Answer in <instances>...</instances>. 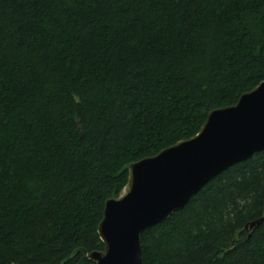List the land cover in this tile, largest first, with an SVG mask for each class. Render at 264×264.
Masks as SVG:
<instances>
[{
	"label": "trees",
	"instance_id": "trees-1",
	"mask_svg": "<svg viewBox=\"0 0 264 264\" xmlns=\"http://www.w3.org/2000/svg\"><path fill=\"white\" fill-rule=\"evenodd\" d=\"M264 80V0H0V264H94L132 162ZM142 232L143 264H264V150Z\"/></svg>",
	"mask_w": 264,
	"mask_h": 264
},
{
	"label": "water",
	"instance_id": "water-1",
	"mask_svg": "<svg viewBox=\"0 0 264 264\" xmlns=\"http://www.w3.org/2000/svg\"><path fill=\"white\" fill-rule=\"evenodd\" d=\"M228 107L209 111L188 139L132 162L127 182L103 204L97 227L102 250L94 264H143L140 236L181 210L212 178L264 150V80ZM264 216L245 224L255 228Z\"/></svg>",
	"mask_w": 264,
	"mask_h": 264
},
{
	"label": "bare ground",
	"instance_id": "bare-ground-1",
	"mask_svg": "<svg viewBox=\"0 0 264 264\" xmlns=\"http://www.w3.org/2000/svg\"><path fill=\"white\" fill-rule=\"evenodd\" d=\"M185 206V205H184Z\"/></svg>",
	"mask_w": 264,
	"mask_h": 264
}]
</instances>
